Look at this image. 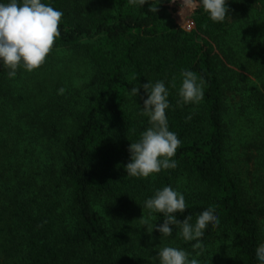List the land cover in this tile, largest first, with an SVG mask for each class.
Masks as SVG:
<instances>
[{
  "label": "trees",
  "instance_id": "trees-1",
  "mask_svg": "<svg viewBox=\"0 0 264 264\" xmlns=\"http://www.w3.org/2000/svg\"><path fill=\"white\" fill-rule=\"evenodd\" d=\"M42 2L63 12L55 56L32 72L18 70L14 79L0 65L6 264H158L154 256L162 246L192 252L195 241L185 242L175 226L172 236H162L139 220L143 201L166 185L185 195L186 210L177 219L195 222L209 206L219 215V225L209 224L202 237V264H258L264 0H227L229 15L221 23L196 8L189 28L180 25V0H147L142 8L128 0ZM54 59L60 68L79 63L80 87L67 81L71 72L54 81L57 72L48 68ZM182 69L205 81L198 105L177 106ZM148 78L165 80L169 130L182 143L175 169L130 177L128 146L150 125L139 111L147 98L143 88L136 98L129 93ZM50 83L64 94L34 108L36 92ZM76 97L87 99L79 112ZM163 220L153 214L154 224Z\"/></svg>",
  "mask_w": 264,
  "mask_h": 264
},
{
  "label": "clouds",
  "instance_id": "clouds-1",
  "mask_svg": "<svg viewBox=\"0 0 264 264\" xmlns=\"http://www.w3.org/2000/svg\"><path fill=\"white\" fill-rule=\"evenodd\" d=\"M129 4L142 8L147 0H128ZM196 8H202L214 23L223 22L228 14L227 0H180L179 15L181 23ZM150 11H157L150 7ZM63 12L42 0H0V65L7 70V78L14 79L18 70L32 72L40 67L52 50L54 41L60 35L59 25ZM181 84L178 89L177 106L198 105L204 99L205 81L190 69L181 70ZM175 87V85H172ZM143 88L147 98L143 99L140 114L148 118L147 127L136 142L128 146L129 162L124 165L130 177L148 178L162 170L175 169L173 159L182 141L177 133L169 130L166 110L170 108L169 88L163 79H149L139 87L133 86L130 95L135 97ZM64 89L58 90L63 94ZM191 114L185 117L190 120ZM143 215L139 219L142 226L152 232L156 228L162 236H172L173 228L185 242H192V252L183 248L165 245L157 249L154 258L158 264H202L200 257L205 251L202 242L209 224L218 226L219 215L209 206L196 217L195 222L188 216L177 219L176 213L186 210L185 195L171 185L154 190L153 194L141 204ZM147 210V216L144 214ZM160 213L163 223L156 225L153 214ZM258 264H264V241L255 248Z\"/></svg>",
  "mask_w": 264,
  "mask_h": 264
},
{
  "label": "rangeland",
  "instance_id": "rangeland-1",
  "mask_svg": "<svg viewBox=\"0 0 264 264\" xmlns=\"http://www.w3.org/2000/svg\"><path fill=\"white\" fill-rule=\"evenodd\" d=\"M192 22H193V16L188 15L185 17L182 24L189 28L190 24ZM180 23H181V21H180ZM48 55L55 56V54L52 50L50 51V53ZM59 63H60V60L55 61V59L53 60L52 63L49 62L48 68L50 71H52V74H54L53 73L54 71L57 72L56 77L54 78V81L57 82L59 80H62L63 77L68 76V75H65V73L70 74V72H71V74H72L71 80H67V81L73 82V84H75L73 88L80 87L81 86L80 74H78L80 72V70H79V68H77L79 66L78 65L79 63H75L73 65H70V66H67L64 68H60ZM50 84H51V88L47 89L46 91L36 92V93H38V95H37L36 103L33 105L34 108H38L39 104L42 106L45 103L49 102L51 100V96H53V97L58 96L59 93H58V90L55 89V85H53V83H50ZM63 94H64V92H63ZM47 97H49V98H47ZM86 100L87 99L85 97H76L75 98L76 103L73 106H74V109L76 110V112H79V110H83V108H85ZM133 105H135V103ZM139 106H141V105H139ZM71 109L73 110V108H71ZM71 109L69 108V111H71ZM5 149H6L5 147H4V149L3 148L0 149V156H1L0 161H3L6 159L5 157H3ZM5 230H6L5 229V222L1 221L0 222V264L9 263V260L6 258V252H5V238H6Z\"/></svg>",
  "mask_w": 264,
  "mask_h": 264
}]
</instances>
